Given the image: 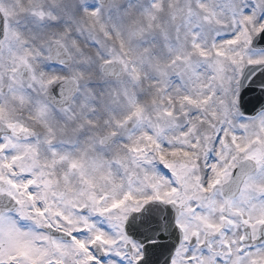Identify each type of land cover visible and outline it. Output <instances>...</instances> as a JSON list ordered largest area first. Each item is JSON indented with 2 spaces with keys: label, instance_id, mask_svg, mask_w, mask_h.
<instances>
[{
  "label": "snow or ice",
  "instance_id": "6c2138e0",
  "mask_svg": "<svg viewBox=\"0 0 264 264\" xmlns=\"http://www.w3.org/2000/svg\"><path fill=\"white\" fill-rule=\"evenodd\" d=\"M0 264H264V0H0Z\"/></svg>",
  "mask_w": 264,
  "mask_h": 264
}]
</instances>
